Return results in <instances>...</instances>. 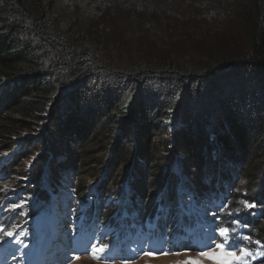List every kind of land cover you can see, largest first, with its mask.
Masks as SVG:
<instances>
[{
	"label": "trees",
	"instance_id": "trees-1",
	"mask_svg": "<svg viewBox=\"0 0 264 264\" xmlns=\"http://www.w3.org/2000/svg\"><path fill=\"white\" fill-rule=\"evenodd\" d=\"M92 1L100 0L88 3ZM108 4L104 17L110 25L132 28L147 42L170 44L169 50L157 48L167 55L156 59L128 50L127 58H119L118 51L127 47L108 54L113 38L91 24L94 17L73 20L61 32L54 23L60 0H0V91L8 87L13 92L7 116L0 119L4 145L20 136L32 139V133L58 138L62 128L69 145L84 144L87 138L97 144L93 158L102 166L99 160L108 158L112 148L127 153L130 163L126 146L133 148L139 141L148 180L152 147L158 143L173 155L181 154L184 168L194 174L203 165L200 179L205 180L215 178V172L226 176L228 167L236 172L251 142L264 156V0ZM171 24L190 30L170 31ZM218 24L223 45L211 39ZM190 31L201 34L191 41ZM186 41L192 46L184 45ZM16 117L30 123L24 126ZM83 149L80 156L71 154L74 166L88 164ZM217 165L227 170H217ZM85 184L76 187L80 197ZM257 224V238L263 241L264 215Z\"/></svg>",
	"mask_w": 264,
	"mask_h": 264
},
{
	"label": "rangeland",
	"instance_id": "rangeland-1",
	"mask_svg": "<svg viewBox=\"0 0 264 264\" xmlns=\"http://www.w3.org/2000/svg\"><path fill=\"white\" fill-rule=\"evenodd\" d=\"M108 2L107 0H100L95 3H93V1L88 3V0H60V6L57 8V17H55L54 23L62 32L64 28H67L70 24H72L73 20H86L94 17L91 19V24L102 26L103 28L101 30L113 38V43L110 45V48L112 49H110L108 54H114L117 48L122 49L127 47L125 52H119L120 50L118 51L119 58H127L128 50L135 51L143 55H150L152 58L156 59L167 55L162 51L157 50H169L170 44H163L160 41L147 42V40H141L140 38L142 36L139 33H134L132 28H127L124 25L116 28L117 26L110 25L108 23V17H104L108 13ZM118 23L119 22H116V25H118ZM221 28L222 27L218 24L217 32L212 35L211 39L223 45L225 40L223 35L224 33L220 32ZM118 29L121 33L118 32ZM172 30L187 32L190 29L187 26L171 24L170 31ZM202 30L205 34L208 33V28L205 27ZM200 34V31H190V40H197ZM226 40H229V36H226ZM183 44L192 46V43L188 41L183 42ZM146 48L148 51H145ZM152 48L157 52L153 53ZM118 57L108 58L110 60H123ZM232 58L233 57H226V60H230ZM199 65L200 63L198 66ZM228 86H221V88L225 89ZM12 97L13 92L8 87H5L3 91H0V119L7 116L8 107L10 106ZM241 115L245 116L246 114L242 113ZM15 119L22 120L21 122L24 126L30 123L29 120H24L20 117H16ZM46 123L47 121H44V124ZM61 130L62 128L60 129L61 133L58 138L56 137L57 134H55V136L50 134L48 136L41 137L38 133H32V139H27L31 136H26L24 138L23 136H20L12 140L8 139L5 145V142L0 139V158L6 155V160H11L9 172L13 175L11 180L12 184L32 188L34 183L43 182L42 185H45L47 182H52L60 176H63L68 178L74 184L81 185L82 181L86 183L84 193H88L90 185L94 184L99 185L101 188L107 189L108 187H113L116 189L120 184L129 183L135 193L140 194L143 198L152 200V203L155 202L159 192L158 188L161 186L173 189L175 192L179 187H181V184L182 187L188 190L191 188L189 186L196 187L198 191L205 188L200 179L203 165H200V172H196L194 174L193 169L190 171L184 168L185 161L180 160L179 158L181 154L173 155L171 152H167L166 148H163L160 143H158V145L155 144L154 147H152L153 159H150V164L153 165V168L151 166V179L148 180V176H146L147 170H144V166L139 159L137 151V147L140 145L139 141L135 143L133 148L126 146V149L132 153L133 157V160L130 163H128L127 153L119 154L116 152L118 148L115 151L112 148L109 157L100 159L99 161H101L102 166H98L95 162L96 158H93L95 157V154H97L96 150H99L97 144H92L87 138L84 144L69 145L64 142L67 140L65 135H63L66 134V132ZM151 141L152 138L150 142ZM150 142L148 144H150ZM250 144V151L244 155V162L237 164L235 175L238 180V184L241 186L240 191L245 192L248 189L252 190L251 196L259 200L261 204H264V156L262 157L259 148L255 147L253 142ZM82 148H85V150L83 149L85 157L89 158L88 164H86L85 167L80 165L74 166L71 154L73 157L77 155L80 156L81 153H83L81 151ZM15 150L18 153L15 157H13L12 155ZM51 153H54L55 157H50V155H53ZM90 158L92 159L90 160ZM46 161L47 163L45 164ZM173 163L175 166L171 167ZM43 164L45 165L43 166ZM138 164H141L140 169L143 172L145 171L143 175L140 174V176H138V172H136ZM189 165V163H186L187 168H190ZM176 167H178V169H175ZM106 168L108 169L106 170ZM219 168H226L227 170L225 165H222ZM64 169H66V171ZM47 170H49V172H47ZM228 175H230V168L228 170ZM112 176H114L115 179L119 178V181L113 179ZM182 181H185V183L183 184ZM226 182L227 181L224 180V183ZM121 191L122 189L120 192ZM256 208L261 209L258 206H256ZM261 210L263 211L264 209ZM258 218L260 217H254L252 220ZM257 227L258 224L254 229L251 223L248 226V233L251 235L252 244L254 246H257L259 241L256 232ZM262 242H264V240ZM216 251L218 253L220 252L219 250ZM207 252L208 254L199 255L194 252L175 253L170 251L167 255H163L161 257L145 256L137 261H124L115 264H226V261L232 257V255L226 254L224 255V257H226V261L221 262L219 255L215 254L214 249ZM73 264L100 263L96 262L93 258L86 257Z\"/></svg>",
	"mask_w": 264,
	"mask_h": 264
},
{
	"label": "snow or ice",
	"instance_id": "snow-or-ice-1",
	"mask_svg": "<svg viewBox=\"0 0 264 264\" xmlns=\"http://www.w3.org/2000/svg\"><path fill=\"white\" fill-rule=\"evenodd\" d=\"M243 206L245 208H253V207H255L254 204H249L247 202H243ZM0 233L6 235L8 237H12L14 235V233H12V232H5V230L2 229V228H0ZM219 235L222 237V240H221V243L220 244H216L215 245V247H217V248H221L222 245H224V244L227 243V238H228V235H229L228 229H226V228L225 229H221L220 232H219ZM17 243H22V241H19L18 240ZM106 247L107 246L106 245H103L102 242L99 243V244L92 245L91 248H92V251L93 252H96L98 250L101 253V256H95L94 255L93 258H95V259L102 258V254L105 251ZM224 250H226V249H224ZM140 254H143V255H151L152 254V249H148V250L141 249ZM161 254H167V253H161ZM201 255H205V253L202 252ZM248 255H251V254L250 253H247V252L243 253V256H248ZM237 259L238 260H243V257H238Z\"/></svg>",
	"mask_w": 264,
	"mask_h": 264
},
{
	"label": "clouds",
	"instance_id": "clouds-1",
	"mask_svg": "<svg viewBox=\"0 0 264 264\" xmlns=\"http://www.w3.org/2000/svg\"><path fill=\"white\" fill-rule=\"evenodd\" d=\"M240 163V162H239ZM226 164V166H228V162H226L225 163ZM217 170L219 169V165H217ZM229 168H230V172H233V173H235V170L234 169H232V167H228V170H229ZM248 190H250V189H248Z\"/></svg>",
	"mask_w": 264,
	"mask_h": 264
},
{
	"label": "bare ground",
	"instance_id": "bare-ground-1",
	"mask_svg": "<svg viewBox=\"0 0 264 264\" xmlns=\"http://www.w3.org/2000/svg\"><path fill=\"white\" fill-rule=\"evenodd\" d=\"M17 153H18V152L15 150V152L13 153L12 156L15 157V156L17 155ZM45 174H46V173H45ZM38 177H39V176H38ZM37 180H38V179H37ZM117 182H118V181H117ZM117 182H116V183H117ZM98 184H99V183H98ZM165 193H166V192H165ZM168 194H169V193H168ZM170 258H171V257H170ZM165 260H166V259H165ZM90 263H91V261H90Z\"/></svg>",
	"mask_w": 264,
	"mask_h": 264
}]
</instances>
